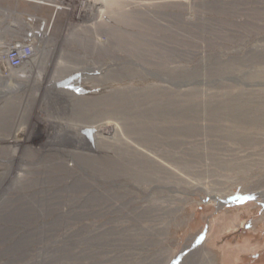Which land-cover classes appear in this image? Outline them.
<instances>
[{
  "label": "rangeland",
  "instance_id": "obj_1",
  "mask_svg": "<svg viewBox=\"0 0 264 264\" xmlns=\"http://www.w3.org/2000/svg\"><path fill=\"white\" fill-rule=\"evenodd\" d=\"M0 6L8 8L7 16L0 11V47L27 36L34 42L21 67L5 64L10 84L32 87L19 93L26 101L25 115L13 117L20 146L0 150L11 160H0V173L16 170L22 156L32 173L13 190L3 184L9 207L0 211V264H264V0H65L55 13L19 0ZM120 33L136 34L123 44L136 47L149 69L136 79L139 98L162 112L151 132L127 121L128 140L145 142L150 156L123 140L130 157L144 161L117 175L90 128L102 109L83 104L104 85L108 67L137 60L118 51ZM47 131L65 150L75 132L82 136L88 155L78 166L93 178L80 193L96 200L79 210L121 205L125 224L100 225L107 213H93L88 226L60 220L80 193L69 187L56 198L69 168L50 164L42 172L38 147ZM101 169L112 174L101 178ZM96 185L113 196L100 198Z\"/></svg>",
  "mask_w": 264,
  "mask_h": 264
},
{
  "label": "bare ground",
  "instance_id": "obj_2",
  "mask_svg": "<svg viewBox=\"0 0 264 264\" xmlns=\"http://www.w3.org/2000/svg\"><path fill=\"white\" fill-rule=\"evenodd\" d=\"M3 9H4V7L0 6V11L3 12V14L5 16H7L8 15L7 9L8 8H5L4 10ZM4 29L5 30H3V32L5 34L8 33V29H9L8 26H6ZM115 37H111V38L116 39L115 41L117 42V47L119 48L118 51H121L122 53L123 52H128V53L130 52V54L132 55L131 57H134L133 59H137V60H134L135 62L133 61V62L126 63V64L124 61V62H122V64H115V65H111L110 68L108 67V70L110 71L109 72L110 75L107 76L108 75V73H107L106 77H108V78H105V80H103L104 85L99 84L98 86H100V87L99 88L97 87L98 89H97L95 95H93V97L89 100L90 103L86 102V104H83V105L93 107V108L101 107L102 112L100 114V118L96 119L95 122L93 121L92 124H94V125L90 126V128L91 127L95 128L94 140L97 139V142L99 144L103 143V147L113 157L112 161H113V163L115 162V165H113L112 168H115L114 166H116L115 170H116V172H118L117 175H119L120 173L126 174L128 170L129 171L132 170V168L130 166H135V164L136 165L141 164L142 161H144V160H133L134 158L130 157V155H129L130 151L125 148L126 145H125L124 141L128 140V138H129V137H127L128 133H129V131L127 129L128 127L126 125L127 121L132 120L133 123H135L133 126V127H135L134 128L135 131L138 130V131H142V132H147V131L151 132L154 128L152 123L154 122V120L157 118V116L162 111L160 109H157L156 105L153 102H151V101L150 102H144L143 99L139 98V94H137V91H139L138 90L139 87L137 88L136 79H138V77H140L139 71L142 69L144 71V73H147L146 75H149V72H148L149 69H147L146 67H143L140 64L142 57H140V55L138 54L139 50L136 47L130 49L131 47L123 44L125 42V40H127V42H134L135 38H136V34L134 35L133 33H131V34H125L124 33L121 35V33H120V35H116ZM25 40H26L25 38H22L17 42L22 44V42H24ZM0 48H1V50H3V51H0V54H3L4 52H6L5 46L0 47ZM5 64H6V61L5 62L1 61V57H0V150H4V151L8 150V149L10 150L12 147H19L20 146V143L18 141L19 135L16 133L14 134V131L16 128L15 127L16 123H13V117H14L15 113L17 115L16 117H18V115H21V114L23 116L25 115L23 108L26 106V104L24 103L26 101L24 100V101L20 102L17 99L20 97L19 93L22 94L23 92L27 91L28 88L32 87L30 85H29L30 87L27 85H24L23 83H17L15 85L10 84V82L8 80V73H6V72H8V69H7V66ZM100 69H101V67H99V68L98 67H90V68L87 67L86 69L84 68V70L87 71L86 73H89V74L90 73L95 74V72H97V71L99 72ZM106 72L107 71H105V73ZM100 75H102V74H100ZM91 83H92V81L90 82V84ZM62 84H64V83H60V84L58 83L57 85L60 86ZM53 85H54V83H50L49 88H50V86L53 87ZM92 89H94V88H92ZM25 96H26V94H25ZM35 96H37V95L35 94ZM25 98H27V97H25ZM16 100H17V102H16ZM31 101H29V103ZM23 103L25 104V106L23 105ZM26 112H28V111H26ZM27 118H28V116H27ZM24 124H25V122L23 123V125ZM136 125H138V127ZM84 127H89V126H81V128H84ZM19 129L22 130L21 128H19ZM61 130H62V128H61ZM46 133H47V136L44 138V143L38 147V148L42 147L45 150L42 155L40 154L41 157H39V159H41V161H42L40 164V166H42V168H43L42 172L43 173L51 172L52 171L51 165H53V164L63 165L65 168H69L70 171H72V175L70 172L71 176L68 177L67 182L64 184L62 189H60L59 191L57 190L58 192H60V194L57 193L58 196H56V198L64 199L63 194H64L65 190H67L69 187L78 188V190H76L77 193L86 192V190L83 189V187H81L82 185H80V184L83 181H85V182H87L86 184H88L85 186L91 188L92 184L90 186L89 180H91V178H93V175L88 173L82 167L78 166L79 161L82 159V156L87 157V155H88V154L86 155V152H85V150L82 147V144L80 142V140L82 139L81 134L78 132H75L74 137H76V139L74 141V144L72 145L70 150L69 149L65 150V149H62V148L55 146L58 144L54 143V140L48 136V133H51V132L47 131ZM128 141L136 149H141V147L145 148L146 150H145L144 154H147L148 156H150V151H148V149L146 148L147 147L146 143L140 141L138 139V137L133 138L132 141H130V139ZM51 153L54 154L53 155L54 157H51L52 156ZM4 154L5 155L2 156V158H0V160L6 161V162L9 160V162H11L10 159H5V158H7L8 153H4ZM44 155H46V156H44ZM26 156H27V154H26ZM22 157H24V156H22ZM22 157L18 159V163L16 165V167H17L16 170H13L10 167H7L6 171H4V172L2 171L3 173H0V176H1V180H0V211H3L4 208L9 207V204H7V200L6 199L3 200V198H2L5 195V192L3 189L4 185L7 184V190L8 191L13 190L14 187H16V185L21 184L23 181H25L27 175L32 173V172H30L32 169H30V167H27L28 165H26L27 163H26L25 159H23ZM49 169L51 171H49ZM100 171H103V173H104V175H102L101 178L106 177L105 175L110 176V174H112V170L107 171V170L101 169ZM132 172H134V173H132ZM33 173H35V172H33ZM130 174H132V175L134 174L135 176H137V173L135 172V170L131 171ZM87 175L89 177H87ZM63 178H66V176ZM91 191L94 192L95 194H97L98 196H100V198L113 196V193L106 192L107 190H105V188L102 185H96L95 188ZM6 196H7V194H6ZM75 196L78 199L77 198L74 199V200H76V202L73 203V206L67 204V205H64L62 207L61 211L59 212L60 220L64 216L65 219H63V221H65V222H68L71 224H77L78 223L81 225L88 226L91 222H89V221L86 222V220L89 219V217H91L93 215V213H96V214L107 213V214H109V217L106 220L102 221L100 223V225L106 226V227H112V226L114 227V226H119V225L125 224V222H126L125 218H129L128 216L120 215V213H121L120 212V206L121 205L115 206L112 209L105 207L104 211H101V209L93 210L92 207L88 210V212L84 211V209H83V211L79 210V209H81V207H85V205H87V203H89L90 201L96 200V199L91 197L90 194H86V193H83V194L80 193V195L77 194ZM213 198L217 202H220V200H221V198L218 195L213 196ZM41 199H42V197L40 198V200ZM30 200H32V199H30ZM4 202H5V204H7V206L4 205ZM23 203H24V201H23ZM142 207L143 206H141V208ZM115 212H118L120 216L119 215L116 216ZM135 216H137V215L135 214ZM60 220H59V222L62 221V220L61 221ZM134 221L139 223L140 219L134 217ZM13 222H15V221H13ZM17 222L21 223L20 221H17ZM187 261H189V259H186V262ZM191 262H193V261H191ZM162 264H167L166 259L163 260ZM222 264H228V262L227 263L222 262Z\"/></svg>",
  "mask_w": 264,
  "mask_h": 264
},
{
  "label": "built area",
  "instance_id": "obj_3",
  "mask_svg": "<svg viewBox=\"0 0 264 264\" xmlns=\"http://www.w3.org/2000/svg\"><path fill=\"white\" fill-rule=\"evenodd\" d=\"M28 3H32L40 6L55 7L54 13L57 9L63 8L61 6L65 0H19ZM46 23V22H45ZM50 24L47 25L46 29L49 30ZM34 53V42L26 37V40L20 44L19 42L12 43L6 49V62L10 68H19L22 66L26 59H29Z\"/></svg>",
  "mask_w": 264,
  "mask_h": 264
}]
</instances>
